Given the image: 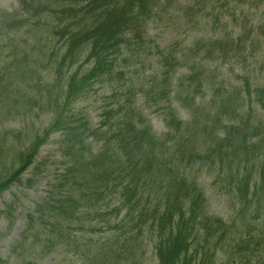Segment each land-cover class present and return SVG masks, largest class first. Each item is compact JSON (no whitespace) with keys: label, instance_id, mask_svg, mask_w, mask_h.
<instances>
[{"label":"trees","instance_id":"16d2710c","mask_svg":"<svg viewBox=\"0 0 264 264\" xmlns=\"http://www.w3.org/2000/svg\"><path fill=\"white\" fill-rule=\"evenodd\" d=\"M190 2L183 15L201 28L190 54L203 59L181 62L176 51L156 50L165 80L141 89L146 102L153 98L151 106L168 103L174 73L181 67L188 71L177 78L175 97L188 120L168 108L163 119L168 132L161 137L129 103L136 94L131 90L121 96L128 106L119 101L118 109L114 103L105 107L97 128L74 104L100 79L117 77L112 68L124 38L145 34L148 23L178 3L19 0L18 9L0 12V43L17 27L18 40L9 54L14 60L22 56L7 62L0 55V126L25 119L35 108L52 115L42 131H25L8 142L0 137V196L23 181L53 134L60 135L54 144L62 160L56 162L59 169L46 196L24 210L28 230L13 245L14 251L22 248L17 264H35L58 247L64 255H79L81 264H264V101L245 95L252 77L246 61L264 74V0ZM47 16L57 28L65 21L75 27L64 30L68 38L60 61L38 48L44 36L47 42L51 37L52 29L43 25L49 24ZM82 49L89 52L92 68L87 75L75 72L66 91L54 87V96L49 90L56 61L75 66ZM239 64L238 75L228 72ZM46 76L48 84L42 85ZM204 170L213 190L234 207L228 223L207 211L197 180ZM16 199L0 211L9 227L21 208ZM28 237L33 242L27 248ZM0 264H9L1 254Z\"/></svg>","mask_w":264,"mask_h":264},{"label":"rangeland","instance_id":"374dc122","mask_svg":"<svg viewBox=\"0 0 264 264\" xmlns=\"http://www.w3.org/2000/svg\"><path fill=\"white\" fill-rule=\"evenodd\" d=\"M178 4H173L171 8L165 10L164 13L157 16V19L148 23L147 28L143 32L133 33L124 38L122 47L120 48L119 54L114 59V66L112 71L115 70V76L113 80H107L108 77L100 79V82L97 83L91 92L83 96L78 100L74 105L77 112L83 113L86 120L90 123L92 127L97 128L101 125L102 122V111L105 107L111 106L113 103L117 104L116 109L119 107V101L128 106V101L130 104L133 103L134 109L143 117V119L151 127L153 133L158 137H161L163 134L168 132V129L165 126L163 121L166 110L168 108L173 110L178 115V118L183 122L188 120L187 111L175 100L177 90V78L188 74V71L185 68L177 69L171 80L173 93L170 95V101L166 103L165 101L159 102L157 106H151L154 103L152 97H149L147 102L145 101L144 96L141 94L142 87L154 88L160 85L165 80V70L161 68V64L157 62L158 58L153 55V52L156 50H162L163 52H175V58L181 62L186 61L187 58L193 57L196 58V61L203 59L202 54L199 53V56L194 53L190 54L194 49L192 45L200 35L196 34L197 30L195 26L197 22H191L193 17L190 19L183 15V7H188L191 4L190 0H173ZM19 0H0V12H11L14 9H18ZM50 16H47L45 19L47 23L43 25L50 27L48 42L46 41V36H44L43 43H40L38 48H43L47 51L49 55L56 56V59L60 61L62 58L60 56L61 52H64L62 42L65 44L68 36L64 30H71L73 26L71 21H65L63 25H59L57 28L56 24H53V20H49ZM36 19H31L35 21ZM75 28V27H74ZM73 28V29H74ZM36 33L40 30L36 28ZM229 31H233V26H229ZM17 27L12 30L11 34H8L3 37L5 43H0V55L4 61L7 62H19L22 56L18 60H14L9 54L13 49V45L18 40L19 34L15 33ZM59 35H63L59 37ZM142 36L144 44L139 42V37ZM135 37L137 39H135ZM20 39V38H19ZM25 39L22 38V42ZM32 47H35L32 46ZM190 54V55H189ZM78 62L75 66L72 63H64L60 65L56 61L57 65L53 68L55 70V76L52 78L50 83L51 89L54 96H57L56 90L54 87L64 90H67L69 81L75 72H79L80 75H87L89 70L92 68V62L89 61L88 56L89 52L85 49L81 50L80 55H76ZM197 56V57H195ZM238 62H243L239 59ZM244 64V63H243ZM60 65V66H59ZM203 65V64H201ZM246 65L251 75H248L250 78L251 86L245 88V95L250 97L251 101L256 102L257 100L264 101V74L260 75L258 71L252 66V61H246ZM225 67V66H224ZM209 68V67H208ZM223 68V67H221ZM229 71H233L232 75H238V71L243 69V66L239 64L237 67H229ZM256 71V73L253 72ZM110 71V72H112ZM211 71V70H210ZM119 72L123 74L120 77ZM212 72V71H211ZM7 79L10 75L6 73ZM257 79L255 81L256 77ZM101 77V76H100ZM47 76L42 85L48 84ZM5 80V79H4ZM40 82V79H38ZM258 87L261 88V91L258 90ZM39 90H43L44 87L37 86ZM128 90L134 94L133 97H129L128 101L126 97H121L124 93H128ZM263 90V91H262ZM114 94H117V98L114 97ZM209 95H214L213 92H209ZM151 101V102H150ZM132 106V107H133ZM124 107V106H123ZM244 110H240V117H245ZM121 116V115H120ZM52 115L48 111H39L37 108L34 109L31 115L25 119H18L17 121L4 122L0 126V137L1 140L5 139L11 141L18 138L21 133L27 131L28 135L31 131H42L45 129L51 122ZM255 117V116H254ZM253 122H255L253 120ZM137 127H140L137 125ZM8 133V134H7ZM25 133V137L26 134ZM60 135L53 134L49 139V143L44 145L38 153L35 163L31 167H28V170L25 171L22 175L23 181L14 183L12 185L11 191L4 193L0 196V211H3L5 206L16 197L18 203L21 205V208L16 214V219L14 224L9 227L5 219L1 218L0 220V254L4 260L8 261L9 264H17L20 260L19 255L22 253V248L16 251L13 249V245L20 241L23 237L26 229L28 230V224L26 220V212L24 210H29L33 207L35 203H39L47 194L50 189V186L53 184L54 176L57 174L58 169L56 162L62 161L60 155L57 151V145L54 143L59 139ZM200 165H196L195 169H198ZM252 165L250 166V170ZM28 180H31V185H29ZM198 184L205 191V196L208 200V213L210 216L217 217L228 223L229 217L234 213L233 205H228L226 202V196L219 195L218 192H215L212 188V178L204 170L199 173ZM38 228L35 229L37 233ZM32 233V231H31ZM32 238L28 237L25 247H29L32 243ZM25 251V250H24ZM29 251V250H28ZM27 253V252H25ZM35 264H81V258L75 253L64 255L60 252L59 247L50 255L37 258Z\"/></svg>","mask_w":264,"mask_h":264}]
</instances>
